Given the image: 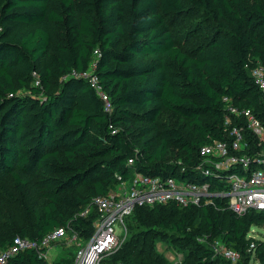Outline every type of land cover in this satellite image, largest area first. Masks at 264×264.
<instances>
[{
    "label": "trees",
    "instance_id": "obj_1",
    "mask_svg": "<svg viewBox=\"0 0 264 264\" xmlns=\"http://www.w3.org/2000/svg\"><path fill=\"white\" fill-rule=\"evenodd\" d=\"M189 14L199 17L191 41L176 43L170 23ZM95 49L111 113L87 79L72 76L89 68ZM257 64L264 66V0H0V209L9 200L24 216L0 228V250L15 236L40 240L58 226L90 236L97 212H80L114 187L115 173L226 190V172L195 170L199 148L231 139L224 97L264 124V95L251 75ZM231 125L243 127L245 152L264 149L244 117L232 115ZM214 204L136 206L112 260L172 264L156 249L167 239L188 247L194 264H230L210 246L221 239L240 252L238 264H249L246 235L264 225V211L240 215L221 197ZM74 255L49 263L28 248L7 264H72ZM254 258L264 264V241Z\"/></svg>",
    "mask_w": 264,
    "mask_h": 264
},
{
    "label": "built area",
    "instance_id": "obj_2",
    "mask_svg": "<svg viewBox=\"0 0 264 264\" xmlns=\"http://www.w3.org/2000/svg\"><path fill=\"white\" fill-rule=\"evenodd\" d=\"M98 54L95 49L89 68L81 73L73 72L72 76L87 79L102 100L104 110L111 113L109 97L103 90L98 76L94 74ZM251 75L264 95V66H254ZM38 83L36 79L35 84ZM223 100L226 102L227 112L224 124L230 127L231 139L213 140L200 146L201 161L195 170L205 177L212 173L219 174L220 171L226 172V190L213 189L208 181L172 175H149L131 170L129 176L123 178L121 174L115 173L117 182L114 187L104 194L94 195L80 212L82 216H87L92 208L97 212L90 236L83 238L64 226L55 227L40 240L15 236L10 245L0 250V264H7L16 253L28 248L36 250L39 256L46 259L51 245L64 239L74 242L77 246L72 264H124L121 260H112V256L119 251L128 233L127 216L136 206L144 204L175 201L183 206L215 205L214 199L221 197L232 211L240 215L250 209L264 211V149L259 154L245 152L248 142L244 129L241 126H232L231 116L244 117L247 130L257 137L259 143L264 140V124L251 109L237 107L228 97ZM127 161L132 164L134 158L130 157ZM235 169H238L241 175L237 174ZM257 229L264 231V226L253 224L246 235V238L250 239L247 250L251 254H255L257 242L264 241L257 239ZM210 246L215 256L227 259L230 264H238L241 259L240 252L228 247L221 239L213 240ZM253 259L254 256H251L250 261Z\"/></svg>",
    "mask_w": 264,
    "mask_h": 264
},
{
    "label": "rangeland",
    "instance_id": "obj_3",
    "mask_svg": "<svg viewBox=\"0 0 264 264\" xmlns=\"http://www.w3.org/2000/svg\"><path fill=\"white\" fill-rule=\"evenodd\" d=\"M198 15L189 14L183 15L178 19L171 21V28L174 36V40L179 44H189L191 39L189 37V29L191 28L194 20L198 19ZM237 174L241 175L240 171ZM20 209L14 202L9 200L5 201L0 209V228L2 230L12 229L13 227L20 224L24 218ZM260 226H264L260 224ZM128 229L129 232H132ZM258 235L257 239L264 240L263 229H257ZM128 235V233H127ZM126 235V237H127ZM75 246V247H74ZM76 244L64 239L59 242H55L48 249L46 260L52 263L54 260L58 259L60 256H73L75 253ZM156 249L161 253L170 263L172 264H194L193 256H187V248H180L176 244L170 242L167 239H160L156 242ZM254 256V254H252ZM249 264H262L257 259H253Z\"/></svg>",
    "mask_w": 264,
    "mask_h": 264
}]
</instances>
